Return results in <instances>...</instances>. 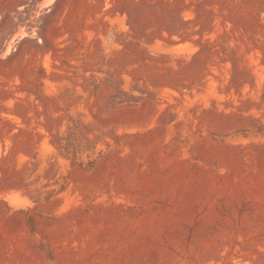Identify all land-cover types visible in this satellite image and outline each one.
I'll use <instances>...</instances> for the list:
<instances>
[{"label":"rangeland","instance_id":"374dc122","mask_svg":"<svg viewBox=\"0 0 264 264\" xmlns=\"http://www.w3.org/2000/svg\"><path fill=\"white\" fill-rule=\"evenodd\" d=\"M0 264H264V0H0Z\"/></svg>","mask_w":264,"mask_h":264},{"label":"bare ground","instance_id":"6f19581e","mask_svg":"<svg viewBox=\"0 0 264 264\" xmlns=\"http://www.w3.org/2000/svg\"><path fill=\"white\" fill-rule=\"evenodd\" d=\"M37 1V0H36ZM48 5V4H47ZM34 6H35V4H34ZM37 7V6H36ZM45 7V6H44ZM43 7V8H44ZM20 8V7H19ZM32 9V8H31ZM47 9V8H46ZM37 10V9H36ZM49 10V9H48ZM40 12H42V11H40ZM38 18V17H37ZM27 29V28H26ZM31 29V28H30ZM34 30V29H33ZM24 37V36H23ZM19 38V37H18ZM6 44V43H5ZM14 48V47H13Z\"/></svg>","mask_w":264,"mask_h":264}]
</instances>
